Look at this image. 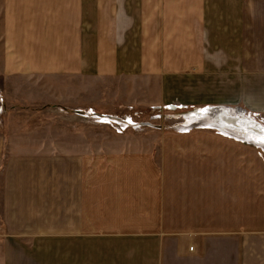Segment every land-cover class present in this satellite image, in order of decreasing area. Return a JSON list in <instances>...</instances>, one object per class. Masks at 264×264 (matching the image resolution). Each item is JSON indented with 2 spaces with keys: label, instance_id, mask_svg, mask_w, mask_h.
I'll return each instance as SVG.
<instances>
[{
  "label": "crops",
  "instance_id": "obj_1",
  "mask_svg": "<svg viewBox=\"0 0 264 264\" xmlns=\"http://www.w3.org/2000/svg\"><path fill=\"white\" fill-rule=\"evenodd\" d=\"M219 45L242 48L241 62L264 48V0H0V264H264L255 149L218 135L221 174L150 186L131 180L120 156L86 150L83 135L47 157L14 151L21 123L1 113L76 116L96 109L88 82L136 74H173L186 100L205 79L193 71ZM211 105L226 104L202 107Z\"/></svg>",
  "mask_w": 264,
  "mask_h": 264
},
{
  "label": "rangeland",
  "instance_id": "obj_2",
  "mask_svg": "<svg viewBox=\"0 0 264 264\" xmlns=\"http://www.w3.org/2000/svg\"><path fill=\"white\" fill-rule=\"evenodd\" d=\"M174 33L167 32L170 36ZM211 33L215 41L224 44L219 32ZM166 49L168 55L173 51L171 46ZM241 49L238 46L213 47V51L208 52L205 57L207 60L192 73V76L203 74L204 81L201 78L195 79L192 85L195 94H187L190 98L186 100L184 98L187 96L176 85L173 74L162 78L136 74L88 82V96H96L92 102L93 106L96 104V109L91 112L103 119L114 117L115 120H123L129 116L135 122L144 123L139 131L127 127L118 133L114 128L116 122H97L90 116L83 119L74 116L71 110H10L6 115L1 107L6 121L15 119L21 123V126L11 127L16 129V144L13 149L47 157L69 149L66 142L68 135H83L87 137V141L80 145L85 144L89 152L100 147L104 156L112 152V156H120L127 161L128 175L136 183L145 178L149 179L150 186H201L200 174L208 168L221 174L225 148L222 141L216 138L219 135L255 149V156L264 166V148L248 144L240 136L222 134L215 127H203L205 125L200 123L188 127L183 125L186 116L194 117L197 111L205 107H238L237 109L242 108L241 114L230 111L231 114L226 117L241 121V116H244L255 122L254 129L257 133L264 134V110L251 112L257 105L264 104V48H247L246 62L239 59L237 51ZM192 86H188V89L192 90ZM176 101L182 103L176 106L181 108H164L166 102ZM210 103L226 105L202 107ZM151 104L163 107L161 110L151 109ZM129 107L132 110H128ZM154 115H159V118L153 119ZM91 156L93 157L92 154Z\"/></svg>",
  "mask_w": 264,
  "mask_h": 264
},
{
  "label": "bare ground",
  "instance_id": "obj_3",
  "mask_svg": "<svg viewBox=\"0 0 264 264\" xmlns=\"http://www.w3.org/2000/svg\"><path fill=\"white\" fill-rule=\"evenodd\" d=\"M212 109L200 112L194 117H186L183 125L185 127H188L191 124L200 123L205 125L203 127H215L222 134L237 135L240 136L241 139L248 144H253L258 147L264 148V134L257 133L255 131V122L245 119L244 116H241V121H236L231 117H226V115L231 114L230 111H233L235 114H241L242 110L237 108L229 109L227 107H225L224 109H222L221 107L213 110ZM224 110L229 112H223ZM179 120H181V118ZM127 121H129V119Z\"/></svg>",
  "mask_w": 264,
  "mask_h": 264
},
{
  "label": "built area",
  "instance_id": "obj_4",
  "mask_svg": "<svg viewBox=\"0 0 264 264\" xmlns=\"http://www.w3.org/2000/svg\"><path fill=\"white\" fill-rule=\"evenodd\" d=\"M164 108L166 110L171 109L170 106H165ZM174 108L179 109L180 107H174ZM212 108L216 109L214 107L203 108L202 110L197 111V114H195V115H198L200 112H203L205 110L212 109ZM151 109H159V110H161V108H151ZM128 110H132V108L129 107ZM74 113L78 117H83V119L84 118L86 119V117H89V116L92 117V118L94 117V119L97 122H108V123H111L110 121L116 122V127H114V128H115L116 132H118V133H120L121 131H124L125 128H127V127H131L132 129L139 131V130H142L141 128L144 125V123H139V122L133 121V119L129 118V116L124 117L123 120H120V119L119 120L118 119L115 120L116 118H114V117H112V118L110 117L109 119H103L102 116L95 114V112H91V110L77 111V112H74ZM134 114H136V113L134 112ZM155 118L158 119L159 115H154L153 119H155ZM128 119H129V121H127ZM201 126H203V125H201Z\"/></svg>",
  "mask_w": 264,
  "mask_h": 264
}]
</instances>
